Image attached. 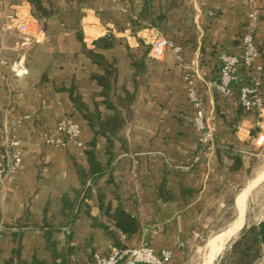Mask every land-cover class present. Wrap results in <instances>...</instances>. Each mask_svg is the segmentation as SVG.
Segmentation results:
<instances>
[{
	"label": "crops",
	"instance_id": "1",
	"mask_svg": "<svg viewBox=\"0 0 264 264\" xmlns=\"http://www.w3.org/2000/svg\"><path fill=\"white\" fill-rule=\"evenodd\" d=\"M41 1L53 15L44 30L32 16L39 42L19 48L21 35L3 31L5 14L19 6L31 13L32 7L29 0H0L1 55L10 62L24 55L28 69L17 78L9 68H0L5 76L0 78V129L18 141L22 155L21 166L0 184V264L14 257L16 249L23 261L51 262L44 225L58 227L52 233L58 252L72 249L64 255L66 264H87L94 254L106 256L113 247L145 244L157 253L170 250L171 264H206L209 242L238 218L240 194L259 176L256 164L264 157V146L254 144L264 132V112H246L238 100L249 72L240 69L231 96L215 88L220 55L241 54V36L252 13L258 18L254 32L264 69V0ZM155 33L182 48V63L170 49L159 59L150 56ZM107 36L114 37V44L97 46ZM85 50L113 63L117 93L132 95L131 119L110 147L106 137H95L71 100L74 87L91 111L97 104L104 116L112 113L101 105V88L92 78L103 71ZM187 77L194 79L216 129L207 143L199 141L193 126ZM262 82L264 91V73ZM64 117L80 124L85 150L73 143L66 150L46 143V134ZM93 141L92 149L110 166L115 185L108 183V175L89 182L88 197L81 201L75 164L89 169L86 150ZM263 183L250 190L240 231L228 242L246 225L264 220V212H247L250 197ZM65 197L80 205L69 228ZM119 208L135 219V233L116 227L112 215ZM262 258L264 244L253 264Z\"/></svg>",
	"mask_w": 264,
	"mask_h": 264
},
{
	"label": "built area",
	"instance_id": "2",
	"mask_svg": "<svg viewBox=\"0 0 264 264\" xmlns=\"http://www.w3.org/2000/svg\"><path fill=\"white\" fill-rule=\"evenodd\" d=\"M4 32L15 31L21 35L18 42L19 48H25L32 42H39L38 35L32 32L34 19L32 14L22 6L17 7L14 12L5 14ZM257 14L252 13L249 23L241 36L240 55L222 54L220 55L219 83L215 86L216 91L222 96L234 94V84L238 81L240 69L249 72L250 80L239 88L238 100L242 109L246 112H264V91H263V66L259 63L260 50L255 40V23ZM170 49L174 51L179 61L182 63V48L175 45L161 34L155 33L150 45V56L159 59L164 52ZM9 68L12 75L17 78L28 73L25 56L10 62L5 60L0 52V68ZM0 78H5L0 69ZM187 84V97L194 111L193 126L199 133V141L207 143L215 133V127L209 123L203 100L200 98L195 81L191 77L185 79ZM47 144L60 150L68 149L71 143L78 149L85 150L86 146L82 141V131L80 124L70 117L62 118L55 130L46 134ZM257 148L264 146V132L262 131L255 140ZM22 164V155L18 148V141L13 137L6 136L0 129V184H3L7 177L13 176ZM172 252L162 250L157 253L148 245H141L135 248L113 247L110 254H94L92 261L87 264H171ZM264 264V258L259 262Z\"/></svg>",
	"mask_w": 264,
	"mask_h": 264
},
{
	"label": "trees",
	"instance_id": "3",
	"mask_svg": "<svg viewBox=\"0 0 264 264\" xmlns=\"http://www.w3.org/2000/svg\"><path fill=\"white\" fill-rule=\"evenodd\" d=\"M32 7L31 14L39 22L41 30L46 28L48 20L51 19L53 12L43 6L41 0H29ZM114 44V37L107 36L97 41V46L109 48ZM86 51V50H85ZM87 56L91 59L92 63L99 66L103 73L94 74L92 78L97 82L101 88L100 97L102 98L101 105L105 109L112 111L110 115L104 116L100 111L99 106L95 105V110L91 111L89 107L82 101L79 95H75V88H70L71 100L75 104L77 110L82 117L87 121L95 137L101 135L109 140V147L112 145V138L116 137L118 133L124 128L127 121L131 119L132 113L130 112V105L132 102V95L128 92L122 97L117 93V69L113 63H109L106 59L93 51H86ZM137 67V63L135 62ZM94 141L91 143L90 148L86 150V155L89 162V169L85 170L80 165L75 164L78 179L81 182L83 189L77 192L79 199L83 201L88 197V183L97 181L101 177L108 175V183L114 184V178L109 165H103L97 157V154L92 149ZM115 185V184H114ZM102 203V199H100ZM101 210L109 215L110 209L104 208L100 205ZM64 210L68 211L70 222L67 228L71 227L80 211V205L73 204L68 197L64 198ZM116 221V227L126 234H133L137 230V224L133 217L126 214L121 208L117 209L112 215ZM45 240L47 248L52 253V261H42L33 259L31 262L23 261L20 259L19 250L16 249L14 257L8 259L5 264H66L67 256L72 249L65 248L64 251L57 250V242L52 240L53 231H57V226L44 225ZM70 236V235H67ZM264 244V220L259 224L246 225L241 231L239 237L234 240L231 246L225 251L219 261L215 264H253L262 253V246ZM57 259H61L57 263Z\"/></svg>",
	"mask_w": 264,
	"mask_h": 264
},
{
	"label": "bare ground",
	"instance_id": "4",
	"mask_svg": "<svg viewBox=\"0 0 264 264\" xmlns=\"http://www.w3.org/2000/svg\"><path fill=\"white\" fill-rule=\"evenodd\" d=\"M263 179H264V171L258 177H256L255 180L253 179L254 181L249 185V187L240 194V198L238 200L239 201V211H240L239 216L236 219V221L229 228H227L226 230H224L220 234L216 235L215 238H213L209 242V248H210L209 252L210 253H209V259L207 257L208 260L206 261V264L212 263V261L217 257V255L222 250H224L225 244L228 242V240L231 237H233V236L236 237L235 235L240 231L241 222L243 220V217H244V214L246 211L247 196H248L250 190L252 189V187L254 188V186H256Z\"/></svg>",
	"mask_w": 264,
	"mask_h": 264
},
{
	"label": "rangeland",
	"instance_id": "5",
	"mask_svg": "<svg viewBox=\"0 0 264 264\" xmlns=\"http://www.w3.org/2000/svg\"><path fill=\"white\" fill-rule=\"evenodd\" d=\"M256 169H257V172L260 174L264 171V157H261L259 159L258 163L256 164ZM247 212L248 214L249 212H253V213H260V212L263 213L264 212V183L256 191H254L252 196L250 197L248 205H247ZM244 221H243L242 227L244 225ZM232 240H235V239L232 238ZM231 242L232 241H229L227 243L223 253H225V251L229 248V244Z\"/></svg>",
	"mask_w": 264,
	"mask_h": 264
}]
</instances>
